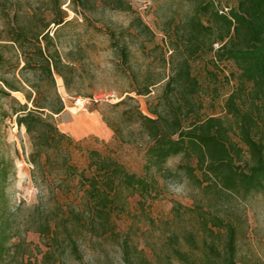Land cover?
<instances>
[{"label": "rangeland", "instance_id": "obj_1", "mask_svg": "<svg viewBox=\"0 0 264 264\" xmlns=\"http://www.w3.org/2000/svg\"><path fill=\"white\" fill-rule=\"evenodd\" d=\"M124 2L130 6L128 10L118 8L114 0H91L84 10L80 9L83 13H76L73 0H0V52L7 57L1 76L12 78L16 71L19 51L10 39L20 26L26 28L30 38L49 26L56 39L67 78L65 82L57 75V86L68 112L56 115V120L63 131L85 146V151L74 148L73 162L84 170L86 151L96 149L118 159L130 171L157 180L152 197L140 203L139 195L126 190L112 205L110 218L92 217L80 192L79 177L60 175L55 167L43 164V159L33 164V144L25 128L7 118L2 125V151L14 162L16 175L7 186L14 229L11 252L2 264H225L227 226L216 223V217L237 229L236 264H264V192L242 196L207 191V183L198 185L183 169L189 164L204 178L197 159L189 160L183 154L166 163L173 173L153 170L149 174L148 131L127 114L136 105L149 115L150 108L159 106L165 81L151 94L139 95L133 92L135 75L141 80L146 73L169 72L166 62L174 51L171 39H178L177 30L193 10V3ZM217 4L229 10L237 1L217 0ZM62 15L70 21L57 26L53 21ZM136 18H141L152 32L142 31L133 23ZM113 30L116 37L111 35ZM124 45L131 52L128 62L120 53ZM192 64L202 87L196 96L197 112L191 119L218 116L239 142L238 120L230 113L227 100L238 92L241 110H249L251 84L241 92L239 67L228 60L213 63L212 55L204 51ZM14 94L24 98L22 93ZM94 96L102 97L98 104L93 102ZM128 96L135 100L113 106ZM77 97L89 98L84 108L76 106ZM4 103L9 106L7 99ZM257 119L254 133L262 137L264 114ZM242 158L245 161L250 154L245 151ZM172 179L187 182L183 195L168 192L167 183Z\"/></svg>", "mask_w": 264, "mask_h": 264}, {"label": "trees", "instance_id": "obj_2", "mask_svg": "<svg viewBox=\"0 0 264 264\" xmlns=\"http://www.w3.org/2000/svg\"><path fill=\"white\" fill-rule=\"evenodd\" d=\"M114 1L118 8H130L124 0ZM190 1L193 10L177 30L178 39L170 42L174 51L166 62L170 64L169 72L146 73L141 80L135 75L137 86L133 92L139 95L151 94L156 85L165 81L159 106L150 108V115L138 105L127 112L148 131L151 142L146 152L147 172L150 174L155 170L171 174L173 172L166 168V163L183 154L189 160L197 159L204 178L198 176L196 167L187 164L183 169L198 185L207 183V191L214 189L218 194L231 192L242 196L264 192V136L258 137L254 133L259 123L257 116L264 114V0H236L237 5L229 10L224 6L220 8L217 0ZM90 2L73 0V9L83 13L80 9L84 10ZM69 21L62 15L53 22L59 26ZM133 23H137L142 31L152 32L141 18H136ZM48 29L49 26L30 38L26 28L20 26L10 39L19 51L16 71L12 78L0 74V264L11 252L14 229L7 186L16 175V168L2 151V125L7 118L14 120L19 128H25L33 144L30 154L33 164L38 165L43 159V164L55 167L60 175L79 177L80 192L92 217L110 218L112 205L126 190L139 195L141 203L142 199L153 196L157 183L155 177L132 172L118 159L96 149L86 151L87 168L84 170L73 162L74 148L85 151V146L81 140L63 131L56 120V115L66 109L56 78L59 75L67 81L63 73L66 64ZM111 35L116 37L114 30ZM203 51L212 55L213 63L228 60L239 67L241 92L251 84L252 106L249 110H241L237 103L238 92H233L227 100L230 113L238 120L239 142L232 138L230 128L218 116L191 119L192 113L197 112L196 96L202 87L193 71L192 61ZM120 53L128 62L129 47L121 46ZM6 60L5 54L0 52V70ZM14 93H22L24 98ZM5 99L9 101L8 107ZM128 100L135 98L128 96L113 106H122ZM93 102L98 104L99 101ZM245 151L250 158L243 161ZM214 219L223 227L227 226L225 264H236L237 229L231 223L225 225L223 218ZM205 225L207 227V223Z\"/></svg>", "mask_w": 264, "mask_h": 264}, {"label": "clouds", "instance_id": "obj_3", "mask_svg": "<svg viewBox=\"0 0 264 264\" xmlns=\"http://www.w3.org/2000/svg\"><path fill=\"white\" fill-rule=\"evenodd\" d=\"M186 187H187V182L178 179L169 180V182L167 183L168 192L177 197L185 193Z\"/></svg>", "mask_w": 264, "mask_h": 264}, {"label": "built area", "instance_id": "obj_4", "mask_svg": "<svg viewBox=\"0 0 264 264\" xmlns=\"http://www.w3.org/2000/svg\"><path fill=\"white\" fill-rule=\"evenodd\" d=\"M102 97H98V96H94L92 99L93 101H100ZM89 101V98H83V97H77L75 99V104L76 106H78L80 109L84 108L85 105L87 104V102Z\"/></svg>", "mask_w": 264, "mask_h": 264}, {"label": "crops", "instance_id": "obj_5", "mask_svg": "<svg viewBox=\"0 0 264 264\" xmlns=\"http://www.w3.org/2000/svg\"><path fill=\"white\" fill-rule=\"evenodd\" d=\"M68 112H67V110H65L63 113H61L60 115L62 116V115H66Z\"/></svg>", "mask_w": 264, "mask_h": 264}]
</instances>
